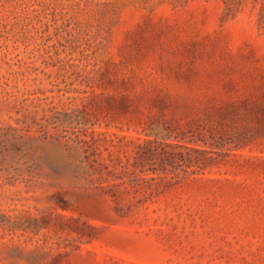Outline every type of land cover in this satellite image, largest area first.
Returning <instances> with one entry per match:
<instances>
[{
    "label": "rangeland",
    "instance_id": "rangeland-1",
    "mask_svg": "<svg viewBox=\"0 0 264 264\" xmlns=\"http://www.w3.org/2000/svg\"><path fill=\"white\" fill-rule=\"evenodd\" d=\"M0 264H264V0H0Z\"/></svg>",
    "mask_w": 264,
    "mask_h": 264
}]
</instances>
